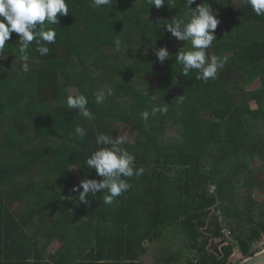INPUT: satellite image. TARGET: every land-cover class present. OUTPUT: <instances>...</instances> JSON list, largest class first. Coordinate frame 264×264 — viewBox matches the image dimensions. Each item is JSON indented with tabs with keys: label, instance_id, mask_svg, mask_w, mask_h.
<instances>
[{
	"label": "trees",
	"instance_id": "obj_1",
	"mask_svg": "<svg viewBox=\"0 0 264 264\" xmlns=\"http://www.w3.org/2000/svg\"><path fill=\"white\" fill-rule=\"evenodd\" d=\"M142 1L144 4L148 0ZM66 2L69 15L59 17V23L51 26L54 29L66 26L71 12L81 7L84 0ZM212 4L213 13L226 28L221 33L217 27L216 40L206 50L209 56L216 54L217 46L239 41L240 26H252L256 39L239 45L241 59L237 56V60L225 62L217 77L207 83L195 79V70L187 77L181 74L182 66L175 62V54L184 42L156 27V21L134 18L126 12L111 22L106 7L89 6L86 41L96 42L98 49L112 47L114 39L129 26L145 44L154 41L158 48L167 49L175 44V51L169 57L171 69L166 75L171 74L177 85L186 89L185 97L190 104L188 115L196 118L191 123L200 126L199 130L194 125L187 131L186 140L189 139L187 144L191 148L188 152L152 151L159 145L155 140L164 137V117L158 113L144 121L141 118L144 97L138 96L136 89L137 82L143 83L141 72H146L144 67L149 65V56L131 55L130 77L121 70L118 53L103 57L101 64L112 72L102 78L106 84L96 85L88 81L90 77L85 82L87 88H82L85 90L82 94L88 96V108L94 114V119L88 120L79 116L78 110L67 108L68 95L60 85L59 75L66 71L69 64L65 62L72 55L70 46H63L56 36V42L47 45L49 53L40 56L33 42L34 59L45 66L29 69L24 80L30 79L32 86L26 93L34 95L36 104V112L30 115L31 122L41 129L50 127L54 144L51 145L50 137L38 132L39 139L27 143L29 139L25 140L24 136L28 127L9 120L0 108V264H27L29 258L33 264H190L191 258H196L199 264H226L235 247L244 258L252 256V243L264 238V196L260 194L264 180L251 179L254 171L250 164L237 166L234 172L233 163L238 161L235 150L241 146L237 143L242 141V132L263 124L264 102L260 95H264V79L257 90L247 91L251 82H243V71L247 63L264 69V15L257 16L241 0H212ZM151 10L160 12L161 8ZM15 66L13 71L0 74V93L7 89L13 95L10 91H15L12 83L18 74L17 67L20 68L19 59ZM157 83L162 86V79ZM168 85L162 86L163 91L171 89ZM101 86L106 87L101 90ZM159 86L154 88L157 92ZM109 87L113 95L103 104H96L93 94L106 92ZM8 94L4 101L15 99L16 95L9 98ZM4 101L0 99V105ZM251 102L256 104V109H250ZM115 105L126 112L125 121L116 120V113L112 111ZM205 107L211 114L208 120L199 113ZM119 124L133 135V140L125 141L121 147L135 156L137 168L143 167L144 173L139 178L128 179L132 187L113 204L105 205L101 192L89 196L87 205L82 204L72 188L85 177L101 179L84 161L99 147L96 136L104 133L116 138L120 135ZM76 126L83 127L87 135L76 136ZM57 127L63 132L57 133ZM12 129L17 132L14 140L8 135ZM73 162L84 167L83 176L74 180L67 173L69 184L67 179L55 181V172L66 173ZM12 166H17V170ZM244 172L250 187L245 195L236 196L235 179ZM37 218L39 223L32 229ZM219 220L231 230L236 242L222 246L221 254L212 248L214 242L223 240ZM53 240H59L60 245L50 252Z\"/></svg>",
	"mask_w": 264,
	"mask_h": 264
},
{
	"label": "rangeland",
	"instance_id": "obj_2",
	"mask_svg": "<svg viewBox=\"0 0 264 264\" xmlns=\"http://www.w3.org/2000/svg\"><path fill=\"white\" fill-rule=\"evenodd\" d=\"M145 1V0H144ZM142 0H114L113 7L105 6L107 11L109 12L110 16L108 21H116L122 17L123 14L129 12L128 14L131 17L139 16L141 19H148L154 20L156 24H163L171 22L176 16L177 19H182L186 13V0H165V6L161 8L160 12H153L151 8L149 9L148 1H145L142 4ZM207 2L210 7L212 8L213 12L215 11L214 5L212 4V0H196V4L191 5L192 9L198 4H203ZM149 10V11H148ZM121 13L119 14V12ZM89 3L88 0H84L83 5L78 9L71 12V20L70 22L60 28H56L57 36L59 37V41L63 46H70L71 48V57L66 63L69 66L65 67L66 71L60 73V85L64 88V92L66 95H75V94H82L85 90H82L85 86V82L88 81L93 82L96 85H104L106 83L102 82V78L110 76L112 73L105 64H101L103 57L109 53H118L120 56V66L123 67L121 70L126 71V77L132 76V65H133V57L132 54L135 53V58L139 56H149L148 59V66H145L146 72L144 74L141 72L142 82H137V92L139 93L138 96L144 97L145 107L144 110H148L151 112L152 107L154 106H164L168 107V112L164 117V125H165V133L162 140H155L156 143L159 145L156 148H152L153 152H159L164 154L168 151H182L188 152L190 151V144L188 146L187 142L189 139L186 140V135H189L187 131L192 130L191 127L194 125L200 128L199 124H192L191 121H195L193 116L188 115V99L185 97V88H180L177 83L174 81L172 75H166V71L171 69L170 60L166 59L163 64H161L155 56V50L159 49L157 44L154 41H151L150 44H145L144 42L137 39L135 35V31L132 27H126L119 33V35L114 39V43L112 47H105L98 49L96 42L89 43L86 41L87 35V23L90 20L89 18ZM144 14L146 15L144 17ZM162 29L163 25L160 26ZM218 27L221 28V33L225 32L226 24L221 23L218 24ZM240 33H239V41H231L223 43L216 48V56H219L225 60L226 63L238 59L240 57V46L245 45L247 43H251L254 39H256V35L254 33L255 29L252 26H240ZM216 31V30H215ZM18 35L13 33L11 39L6 42V57L0 60V74H6L14 70L15 62L19 59L18 50L15 48L17 46ZM119 40L120 45L119 47L116 46L115 41ZM175 44H170L168 47L169 54H173L175 51ZM16 56V57H15ZM29 69H33L34 67L44 68L45 65L40 64L36 59H34V55L32 49H29ZM238 56V57H237ZM16 60V61H15ZM34 64V65H33ZM98 66V67H97ZM109 67V66H108ZM102 69L106 71L107 74H104ZM245 72L243 82H253L255 80L261 81L264 79V69L252 64H245ZM18 74L16 78L13 80L12 89L10 92H13V95L8 94V90L6 89L5 92L0 93V99L4 101L5 96L7 94L10 95L9 98L14 97L15 99L11 98L14 101V105L16 103V107L12 104V100L2 102L0 105L1 111L6 115V117L13 121V122H20L23 125L28 127L27 136L25 140L27 143L32 141H37L39 139L38 133H43V135L51 138V145H53L52 141V130L50 127L43 126V128H38L35 123L31 122L30 115L36 112V104L33 98V94L26 93L27 89L30 88L31 81L27 79V73L19 71V67H17ZM138 71V70H135ZM220 69L216 74V77L219 73ZM104 75V76H103ZM102 76V77H101ZM112 77V76H111ZM101 78V79H97ZM162 79V86H170V90L163 91V87L159 86L157 83ZM3 80V79H2ZM4 81V80H3ZM112 81H116L112 77ZM119 82V81H118ZM247 82V83H249ZM246 83V84H247ZM243 85V84H241ZM159 86V91L157 92L155 87ZM106 86H101L100 89L104 90ZM87 88V87H86ZM87 98L88 96L85 95ZM16 100V101H15ZM120 101V99H117ZM187 103V104H186ZM199 105V101L197 102ZM54 105V104H53ZM51 106L49 110H52L54 106ZM116 106V107H115ZM112 106L113 112L116 113V120H123L125 121L126 112L122 110L118 105ZM202 106V105H201ZM115 107V109H114ZM204 107V106H203ZM110 109V108H109ZM202 112L201 117L205 118L206 120L211 118L209 108H206ZM48 111V110H47ZM110 111V110H109ZM52 112V111H51ZM26 113V115H25ZM20 115V116H19ZM158 115V113H157ZM161 115V114H160ZM194 115V114H193ZM152 117V116H150ZM63 127V125H61ZM61 127H57V133H62L63 130ZM118 130L120 136H125L126 140H133V135H130V130L122 125H118ZM61 128V129H60ZM31 130V131H30ZM201 131V130H200ZM1 132V128H0ZM135 133V132H132ZM17 132L12 130L8 131V135L13 138V135H16ZM59 135V134H58ZM201 137V136H200ZM15 138H13L14 140ZM59 143V141H58ZM33 144V143H32ZM187 144V145H186ZM155 146V144H150V147ZM58 146V145H57ZM51 155V154H50ZM65 160V159H64ZM77 161L76 159H74ZM61 162H64L61 160ZM79 163V161H77ZM77 162H73L74 164L69 165L66 168V173L56 171L53 175L55 181L57 179H62V182H68L69 178L67 177V173L73 176L75 179H80L81 176L84 174V167L78 165ZM17 167V166H16ZM15 166H12V169L17 170ZM73 167V168H72ZM71 168V169H70ZM264 170V167H263ZM261 170V171H263ZM14 186L16 182H13ZM61 183V182H60ZM70 183V180L68 184ZM7 197V192L5 193ZM34 198H31L30 201H33ZM36 220V219H35ZM36 224L33 226L31 225L32 229L36 227L39 223L38 218ZM52 251V250H50ZM50 253V252H48ZM239 261L236 262H240ZM185 264V263H184Z\"/></svg>",
	"mask_w": 264,
	"mask_h": 264
},
{
	"label": "clouds",
	"instance_id": "obj_3",
	"mask_svg": "<svg viewBox=\"0 0 264 264\" xmlns=\"http://www.w3.org/2000/svg\"><path fill=\"white\" fill-rule=\"evenodd\" d=\"M241 2L244 6L251 7L257 16L264 15V0H241ZM113 4L114 0H90L89 6L100 9L105 6L112 8ZM148 4L149 9L153 7L160 9L165 6V0H148ZM193 4H196V0H186L184 3L187 9L184 18L177 19L176 16L171 22L157 24L156 27L160 28L163 25L172 37L184 42V46L175 54V62L182 66L181 74L187 77L195 70V79L207 83L210 78H216L218 69L225 63L223 58L216 55L209 56L206 51L216 40L214 33L220 21L207 2L198 4L195 9L190 7ZM67 15H69V5L66 0H0V59L6 57V42L15 33L19 37L15 47L19 53V71L29 72V49L33 46V42L35 51L40 56L47 55L50 51L47 45L55 43L57 36L56 30L51 26L59 23V17ZM115 44L119 47L120 41H115ZM154 54L161 64L170 57L167 47L155 50ZM93 95L96 104H103L113 95V89L109 87L106 92L96 91ZM88 103L89 100L84 94L66 97L69 110H78L79 116L93 120L94 114L88 108ZM167 112L166 105L154 106L151 112L144 110L141 118L148 121L150 116L154 117L157 113L165 115ZM75 135L83 138L87 132L83 127L76 126ZM125 140L126 137L120 135L116 138L104 133L96 136L95 143L99 147L88 156L84 164L88 169L94 170L96 176L101 179L85 177L72 188L74 193H78L80 203L87 205L89 196L94 197L97 192H101L103 203L111 205L132 187L128 179L139 178L144 173L143 167L137 168L135 156L121 147ZM27 264H33L31 258Z\"/></svg>",
	"mask_w": 264,
	"mask_h": 264
},
{
	"label": "crops",
	"instance_id": "obj_4",
	"mask_svg": "<svg viewBox=\"0 0 264 264\" xmlns=\"http://www.w3.org/2000/svg\"><path fill=\"white\" fill-rule=\"evenodd\" d=\"M260 87V81L255 80L247 85L246 90L247 91H253L257 90ZM261 97V102H264V95H260ZM249 105L250 109L254 110L257 108L256 104L254 102H251ZM263 119V124L258 125L256 128H252L251 130L248 131H243L242 132V141L238 142V145H241L238 147V150H235V157L238 158V161L235 160L233 165L236 167L234 168V172H236L237 166H245V164H250L251 169L254 171V174L252 175L251 179H257L258 181L264 180V118ZM240 136V137H241ZM241 159V160H240ZM230 169L231 167V162H230ZM263 170V171H261ZM244 174H238L236 179H235V195L236 196H242L246 194L247 188H249V181L247 180V177ZM257 190H260L259 187H256ZM260 194L264 196V190L262 189L260 191ZM264 239V238H263ZM217 242H214L212 245V248H214L218 253L221 254L222 251V242L216 244ZM60 245L59 240H53L51 243L50 248L48 251L52 250L54 251V248H57ZM50 251V252H52ZM216 254V252H215ZM243 256L238 252L237 249H234L232 254L229 256L227 263L226 264H236L240 259H242ZM220 259V258H218Z\"/></svg>",
	"mask_w": 264,
	"mask_h": 264
},
{
	"label": "built area",
	"instance_id": "obj_5",
	"mask_svg": "<svg viewBox=\"0 0 264 264\" xmlns=\"http://www.w3.org/2000/svg\"><path fill=\"white\" fill-rule=\"evenodd\" d=\"M221 234H222V245L229 246L235 245L236 242L232 238V232L227 226L219 220ZM234 249H237L236 247ZM233 249V250H234ZM252 255H257L264 251V239L258 240L251 245ZM233 252V251H232ZM190 264H199V261L196 258H191Z\"/></svg>",
	"mask_w": 264,
	"mask_h": 264
},
{
	"label": "water",
	"instance_id": "obj_6",
	"mask_svg": "<svg viewBox=\"0 0 264 264\" xmlns=\"http://www.w3.org/2000/svg\"><path fill=\"white\" fill-rule=\"evenodd\" d=\"M236 264H264V251L257 255H252L246 258L243 257L241 261Z\"/></svg>",
	"mask_w": 264,
	"mask_h": 264
}]
</instances>
